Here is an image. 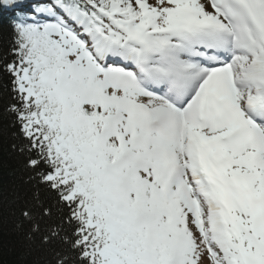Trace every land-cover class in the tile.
<instances>
[{"label":"snow or ice","instance_id":"snow-or-ice-1","mask_svg":"<svg viewBox=\"0 0 264 264\" xmlns=\"http://www.w3.org/2000/svg\"><path fill=\"white\" fill-rule=\"evenodd\" d=\"M3 16L0 264H264V0Z\"/></svg>","mask_w":264,"mask_h":264},{"label":"trees","instance_id":"trees-1","mask_svg":"<svg viewBox=\"0 0 264 264\" xmlns=\"http://www.w3.org/2000/svg\"><path fill=\"white\" fill-rule=\"evenodd\" d=\"M6 102V101H5ZM7 144V139L5 140V145ZM5 162L7 164H10V165H13L15 166V160L13 158H10L8 155H7V152H5ZM7 171V170H6Z\"/></svg>","mask_w":264,"mask_h":264}]
</instances>
